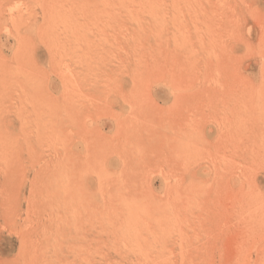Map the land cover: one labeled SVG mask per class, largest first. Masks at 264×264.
<instances>
[{
	"label": "rangeland",
	"instance_id": "1",
	"mask_svg": "<svg viewBox=\"0 0 264 264\" xmlns=\"http://www.w3.org/2000/svg\"><path fill=\"white\" fill-rule=\"evenodd\" d=\"M0 264H264V0H0Z\"/></svg>",
	"mask_w": 264,
	"mask_h": 264
},
{
	"label": "crops",
	"instance_id": "2",
	"mask_svg": "<svg viewBox=\"0 0 264 264\" xmlns=\"http://www.w3.org/2000/svg\"><path fill=\"white\" fill-rule=\"evenodd\" d=\"M119 112L120 111H122V113H123V111H124V108L122 107V108H119V110H118ZM125 112V111H124Z\"/></svg>",
	"mask_w": 264,
	"mask_h": 264
}]
</instances>
